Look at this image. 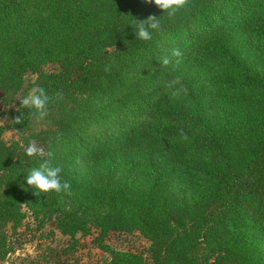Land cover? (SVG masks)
<instances>
[{
    "label": "trees",
    "instance_id": "trees-1",
    "mask_svg": "<svg viewBox=\"0 0 264 264\" xmlns=\"http://www.w3.org/2000/svg\"><path fill=\"white\" fill-rule=\"evenodd\" d=\"M149 16L160 29L137 39ZM36 86L43 120L20 107ZM0 102L1 259L24 204L71 238L96 227L100 264H264V0H187L172 17L145 0H0ZM49 152L71 194L24 181ZM132 230L150 263L103 242Z\"/></svg>",
    "mask_w": 264,
    "mask_h": 264
},
{
    "label": "rangeland",
    "instance_id": "rangeland-1",
    "mask_svg": "<svg viewBox=\"0 0 264 264\" xmlns=\"http://www.w3.org/2000/svg\"><path fill=\"white\" fill-rule=\"evenodd\" d=\"M57 68V64H48L43 70L51 72ZM34 78V75H25L26 89H29ZM22 93L15 98L14 103L21 99ZM4 108L0 102V112L4 111ZM4 123L5 120L0 117V125ZM1 138L10 142L17 139V135L13 130H5ZM36 145L42 150V146L37 143ZM22 212L25 215L22 225L13 233L11 229L8 230V243L12 248L5 258H0V264H100L107 259L108 254L101 250L95 240L99 233L96 227H92L87 235L77 233L71 238L61 233L53 221H46L41 226L24 204ZM103 242L116 250L141 254L147 262H151L148 252L150 242L137 230L109 231Z\"/></svg>",
    "mask_w": 264,
    "mask_h": 264
},
{
    "label": "clouds",
    "instance_id": "clouds-1",
    "mask_svg": "<svg viewBox=\"0 0 264 264\" xmlns=\"http://www.w3.org/2000/svg\"><path fill=\"white\" fill-rule=\"evenodd\" d=\"M187 0H145V3H155L163 14L172 17L176 12L185 7ZM160 29V19L156 16H149L143 21H137L134 31L135 37L140 40L149 41L152 39V33ZM174 56L179 57V50L173 52ZM163 65L167 66L170 61L164 58ZM174 83H179L177 79ZM174 95L178 92H174ZM51 102V97L47 94L43 87L36 86L20 101V107L28 109L29 113L38 120H43L48 114V106ZM23 113L15 119L16 123L22 122ZM28 157L42 156L43 152L37 147L35 141L28 144L25 149ZM63 169L55 163L53 154L48 153V158L44 159L38 167L29 169L24 173V181L28 186L35 189V194L48 193L54 191L56 193L71 194V182L62 175Z\"/></svg>",
    "mask_w": 264,
    "mask_h": 264
}]
</instances>
